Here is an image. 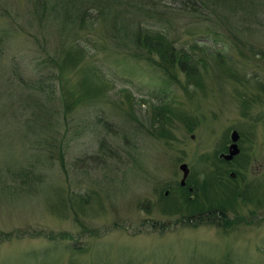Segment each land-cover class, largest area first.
Here are the masks:
<instances>
[{
    "label": "rangeland",
    "instance_id": "obj_1",
    "mask_svg": "<svg viewBox=\"0 0 264 264\" xmlns=\"http://www.w3.org/2000/svg\"><path fill=\"white\" fill-rule=\"evenodd\" d=\"M41 5L0 0L9 17L0 16V264H264V58L247 60L236 47L246 44L264 54V24L253 23L257 31L242 41V34L233 38L215 27L218 18L208 12L157 1L156 25L170 28L167 34L178 35L177 43L192 41L225 56L220 66L202 70L201 88L188 85L186 95L167 80L155 56L137 58L100 38L101 8L88 9L83 28L70 35L46 24V32L38 33L42 25L31 9L39 13L46 8ZM74 41L84 48L83 60L60 77L51 60ZM12 63L21 67L18 75L10 72ZM82 71L104 75V94L76 104L77 97L67 99L70 109L62 115L61 94L77 95ZM37 78H43L40 90L24 81ZM151 91L162 92L172 111L164 139L143 129L144 105L124 97L145 98ZM130 105L136 120L126 113ZM232 131L238 132L239 152L227 172H234V181L221 178L226 164L212 159L217 150L224 152ZM182 163L190 182L219 172L237 192L250 189L247 202H230L227 219L234 212L244 219L253 213L257 220L224 230L203 223H221V215L199 213L179 224L177 213L161 206L176 207ZM19 169L25 175H15ZM212 185L197 200L204 207L226 199L220 185ZM68 193L75 199L88 195L89 201L80 210Z\"/></svg>",
    "mask_w": 264,
    "mask_h": 264
},
{
    "label": "trees",
    "instance_id": "obj_2",
    "mask_svg": "<svg viewBox=\"0 0 264 264\" xmlns=\"http://www.w3.org/2000/svg\"><path fill=\"white\" fill-rule=\"evenodd\" d=\"M33 1H37V5L44 4V6H46L45 9L39 10V13L33 11L30 8L34 14V19H36V21L42 25L40 26V31H38V33H41L42 30L46 32V24L48 25V30L51 32L53 30L58 32L66 30V32H68V34L70 33L71 35V32L75 30H81L83 28V17L85 14H87L88 9L93 10L94 8H101L104 12V18L102 20L105 22L103 23V29L105 30V32L100 38L103 41H105L106 39L110 40L112 45L116 48H120L121 50H125L126 52L131 51V55L137 58L143 57L145 59H152V57L149 56H155L157 60L152 61L155 62V64L159 66V68L163 69L164 75L167 80H169L170 82H174L175 85H177L181 90L184 89L186 95L188 93L186 86L188 85H194L195 88H201L200 82L202 78L200 73L202 72V70H207L208 67L213 70L214 66H220L225 60V56H222V54H218L217 52H215V50H206L204 46H198V44H195L192 41L188 45L183 42L177 43L176 41L178 39H173V37H178V35L167 34L169 30H171L170 28L168 29L164 26H161L160 24L156 25V19H154V16L152 15L157 10L156 3L159 0H113L111 4L108 3L107 0H101V2L100 0ZM171 1L178 3L182 7L181 11L190 10L197 14H201L200 11L210 13L213 17L212 19L218 18V20L214 21V23L216 24L215 27H222V29L233 36V38H239V35L242 34V41L248 36H253V32L257 31L256 28L252 27L253 23H256V26L258 27H262L264 24V22H262L264 21V0ZM186 3H189V6L186 5ZM107 4H109L111 7L107 6ZM105 13L107 14L105 15ZM210 14L207 15L210 16ZM6 15L7 14L5 7H0V16H3L4 19L5 17L9 19V17ZM211 21L213 22V20ZM249 27H251L252 30ZM66 36L69 35L65 34L59 37L65 38ZM69 44L70 46L66 45L63 47L64 49H60L59 51L57 50L58 52L56 54L58 55V58L55 56L56 58L54 57L53 60H51L53 64H56L60 77L63 76L62 73L65 71V69L73 70L78 67L84 57V48L79 42L74 41V44ZM174 44H178V46H174ZM236 47L238 50V55L242 58H247V60L255 59V56H257L260 60H263L264 58L263 52L255 51L256 49L253 50L249 45L247 46L246 44H243L241 47H239L238 45ZM9 70L10 72L13 70L15 72V75H18L21 72V67L17 66V64L15 63H12ZM181 74L184 81H181V79H179L178 77V75ZM103 76V74L98 72L97 74H95L93 71H87L84 75V78L78 85L79 88L77 89V95L75 93L76 91L73 92L69 90L65 93H62L61 95H63L64 97L63 106L65 107V109L62 111V115L66 114L68 112V109H70V106L67 105V99L77 97V99H74V101H72L73 104H76L77 102L81 103L83 101H88V99L94 101L95 98H98L99 95L104 94L103 90L105 86L103 84L106 83ZM18 80L21 81L22 78L19 77ZM42 80L43 78H37L31 82H29L30 80L24 81H26L27 84L36 85L40 90L39 87H42ZM259 86L264 93V83L259 84ZM61 87L63 90L65 89L64 86ZM161 93L162 92L151 91L147 95H145V98L140 96V98L138 99H134L132 94H127L124 97L127 98L129 102L131 99L136 100L135 102H137L139 106L138 108L144 105V110L147 116L145 122L146 124L142 123L143 129L145 130V132L156 135L157 138L164 139V137H169L168 131L170 130V126H172V123L170 122L172 111L168 107L169 104L164 101V97ZM163 94H165V92ZM116 106L119 109H121L122 107L121 105ZM126 113L134 117V119L136 120V113L133 105H130L127 108ZM58 147L59 145L56 147V149L58 150L57 155L59 156L62 150H59ZM218 151L220 150H217L212 159L217 163L221 162L222 164H228L227 162L222 161L216 157L218 155ZM18 173L21 175H25L26 172L23 169L17 170L16 173L14 172L15 175ZM219 176V172H217L216 175L211 178L213 182L211 181V179H208L207 181L208 176H205V179H199L196 182H190V179H186V186L184 187H181L179 183H176L177 189L174 190V192L175 194L177 193L176 201L180 206L176 204L175 209H172L169 205H167V207L161 206V209L165 212L170 210L172 212L169 211V213H177L175 215L179 216L178 221L186 217L193 218L195 217V214L199 215V213H207V216L211 213L212 215H221V217H223V221L221 223L211 220L212 218H210L209 220H204L203 223H215L214 226L218 225L219 228L223 227L224 230L235 229L240 225L239 222L242 221H244V224L251 225L252 223H250L249 221L248 222L250 224L248 222L246 223L245 220L249 218L244 219V216L240 217L238 214L233 212L236 217L228 220L226 214V210L228 212L231 209L230 207H232V203L230 202L234 203L236 199L247 202L249 197L245 196L246 194L251 192V190L248 189V192L247 189H245L244 191L242 189L239 193L236 189H234V187L232 188L231 184H229V180H226L227 182H225L224 180H221ZM20 177L21 176H18V178ZM229 179L230 181H234L232 178ZM18 180L21 182L20 179ZM213 183L220 185L218 189L219 191H222L223 194H227V200L225 199V201L219 202L216 201L215 204L209 202L207 203L208 206L204 207L201 205V203L197 202V200L200 198L199 195L202 196L201 193L203 190L206 191V189H208V187L210 186L212 190ZM188 187H190L191 190H188ZM192 194H195L196 199H190L192 197ZM67 195L69 198H73L75 202H77V200L80 201V210H82L86 206V202L89 201L86 198L88 195H86V197L85 195H79L76 199L74 195H72V193H68L66 194V196ZM161 199L166 200L168 198H166L164 195H161ZM180 208L189 211L188 213L182 214ZM73 211L77 214L75 210ZM216 211H218L219 213H217ZM178 221H176L175 223H178ZM79 225L81 224L79 223ZM6 236L8 237V235ZM59 237H61V235Z\"/></svg>",
    "mask_w": 264,
    "mask_h": 264
},
{
    "label": "water",
    "instance_id": "obj_3",
    "mask_svg": "<svg viewBox=\"0 0 264 264\" xmlns=\"http://www.w3.org/2000/svg\"><path fill=\"white\" fill-rule=\"evenodd\" d=\"M238 132L236 131H232V133H230L229 135V139L231 140L232 144L228 145V148H227V153L226 154H221L219 155L220 158H222L223 160L225 161H228V159L232 158L234 155H237L239 150L237 149V146L235 145L236 142H237V134ZM187 164L185 163H182L179 165L178 169L179 171L181 172L182 174V178H180L179 180V185L183 186L184 185V179L187 177V172H188V169H187Z\"/></svg>",
    "mask_w": 264,
    "mask_h": 264
},
{
    "label": "flooded vegetation",
    "instance_id": "obj_4",
    "mask_svg": "<svg viewBox=\"0 0 264 264\" xmlns=\"http://www.w3.org/2000/svg\"><path fill=\"white\" fill-rule=\"evenodd\" d=\"M228 140H229V142H227V143H225V145H223L224 146V152H219V154L218 155H221V154H226L228 151H227V148H228V145H230V144H232V142H231V140L229 139V137H228ZM236 146H237V148H239L238 147V140H237V142H236V144H235ZM218 155H217V157H218ZM219 158V157H218ZM220 159V158H219ZM220 160H222V161H225V160H223V159H220ZM233 160V158L232 159H229L228 161H225V162H227L228 164H229V161H232ZM228 164H226L224 167H223V170H222V172H223V174H224V176H222V178L224 179L225 178V176L229 179V178H234V176H235V174H234V172H232V171H230L229 170V173L227 172V166H228ZM187 174H188V172H187ZM189 175V174H188ZM188 175H187V177H188ZM182 178V177H181ZM186 179V178H185ZM217 213H219L218 211H216ZM191 218L192 217H189V218H183V219H181L180 220V222H179V224H184V223H186V222H189L190 220H191ZM260 220H261V217L259 218ZM187 220H189V221H187ZM255 221V220H257V215H255V214H253V213H251L250 214V217H249V222L250 223H252L253 221ZM176 224H178V223H176ZM187 224V223H186Z\"/></svg>",
    "mask_w": 264,
    "mask_h": 264
}]
</instances>
